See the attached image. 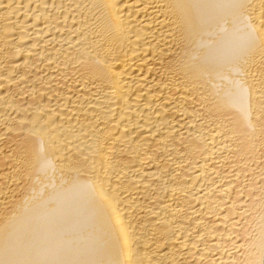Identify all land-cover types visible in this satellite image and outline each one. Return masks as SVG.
<instances>
[{
	"label": "bare ground",
	"instance_id": "1",
	"mask_svg": "<svg viewBox=\"0 0 264 264\" xmlns=\"http://www.w3.org/2000/svg\"><path fill=\"white\" fill-rule=\"evenodd\" d=\"M0 264H264V0H0Z\"/></svg>",
	"mask_w": 264,
	"mask_h": 264
}]
</instances>
